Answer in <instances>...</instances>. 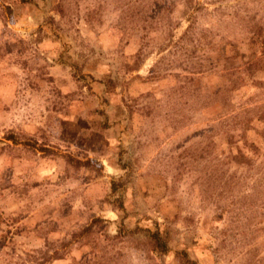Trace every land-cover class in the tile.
Masks as SVG:
<instances>
[{
    "label": "rangeland",
    "instance_id": "rangeland-1",
    "mask_svg": "<svg viewBox=\"0 0 264 264\" xmlns=\"http://www.w3.org/2000/svg\"><path fill=\"white\" fill-rule=\"evenodd\" d=\"M0 264H264V0H0Z\"/></svg>",
    "mask_w": 264,
    "mask_h": 264
},
{
    "label": "trees",
    "instance_id": "trees-1",
    "mask_svg": "<svg viewBox=\"0 0 264 264\" xmlns=\"http://www.w3.org/2000/svg\"><path fill=\"white\" fill-rule=\"evenodd\" d=\"M237 76H238V75H237ZM235 96H236V95H233L232 97H230V100H234ZM87 230H88V229H87ZM153 238H154L156 241L159 240L158 244H159L160 246L163 245V243L160 241V240H161V239H160V234H159L158 232H154V233H153Z\"/></svg>",
    "mask_w": 264,
    "mask_h": 264
}]
</instances>
